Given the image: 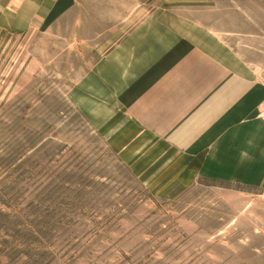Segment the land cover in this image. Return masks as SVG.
<instances>
[{
    "label": "rangeland",
    "instance_id": "374dc122",
    "mask_svg": "<svg viewBox=\"0 0 264 264\" xmlns=\"http://www.w3.org/2000/svg\"><path fill=\"white\" fill-rule=\"evenodd\" d=\"M188 2L0 0V264H264L263 164L188 155L222 95L186 48L263 85L264 16Z\"/></svg>",
    "mask_w": 264,
    "mask_h": 264
},
{
    "label": "crops",
    "instance_id": "0c3cea01",
    "mask_svg": "<svg viewBox=\"0 0 264 264\" xmlns=\"http://www.w3.org/2000/svg\"><path fill=\"white\" fill-rule=\"evenodd\" d=\"M188 1V4L192 5L200 3L207 5L208 9L204 8L203 13H201L202 8L198 9L199 12L197 10L198 7L194 6L197 10V13L194 12V14H202L201 16L206 19L207 23H211L214 16L212 11L213 4H217L215 16L221 17L216 22L226 21L222 17L228 16L229 13L221 12L225 8L224 6L229 5L228 2L234 3L235 7H248L244 3L246 0ZM251 1L252 6L248 8L253 11V15L260 16L262 14L264 16V0ZM239 8H237V14L244 16L245 13ZM173 30L179 33L183 31L182 28L176 25L173 26ZM186 48H190V54L194 59L193 63L201 64L200 66L204 68L206 75L214 77L212 82L206 86L205 97H209L208 91L213 85L218 84H220V95H222L220 114L213 123L204 128L198 135L189 139L188 155L194 161L202 159V163L207 169H209L213 160L234 161L236 163L234 169L242 174H244L245 168L253 166V164H263L258 165L255 169L264 168V121L257 115L258 108L264 101V84L256 83L245 87L240 78L231 77L230 71L224 66V63L216 60L214 55L203 54L192 40H188ZM221 73L224 75H221ZM187 76L195 80L200 79L199 76L193 74L184 75V77ZM236 88L240 90V94L235 98L231 91L236 90ZM205 103H209V98H205ZM216 165L219 166V163H216Z\"/></svg>",
    "mask_w": 264,
    "mask_h": 264
}]
</instances>
